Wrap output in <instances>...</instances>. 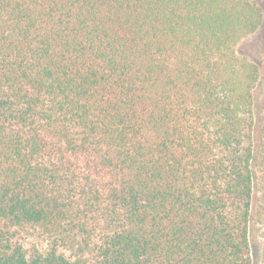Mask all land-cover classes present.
I'll use <instances>...</instances> for the list:
<instances>
[{
  "label": "trees",
  "instance_id": "16d2710c",
  "mask_svg": "<svg viewBox=\"0 0 264 264\" xmlns=\"http://www.w3.org/2000/svg\"><path fill=\"white\" fill-rule=\"evenodd\" d=\"M252 0H0V264H251L264 183ZM264 208V195L259 211Z\"/></svg>",
  "mask_w": 264,
  "mask_h": 264
},
{
  "label": "rangeland",
  "instance_id": "374dc122",
  "mask_svg": "<svg viewBox=\"0 0 264 264\" xmlns=\"http://www.w3.org/2000/svg\"><path fill=\"white\" fill-rule=\"evenodd\" d=\"M261 10L262 21L257 30L243 37L236 45V53L247 57L260 68V76L254 87V107L256 123L253 137L256 142L261 124V101L264 96V0H252ZM264 195V183L253 184L248 236L250 242L251 264H264V208L259 211L260 199Z\"/></svg>",
  "mask_w": 264,
  "mask_h": 264
}]
</instances>
